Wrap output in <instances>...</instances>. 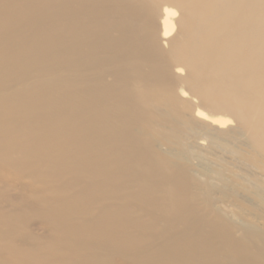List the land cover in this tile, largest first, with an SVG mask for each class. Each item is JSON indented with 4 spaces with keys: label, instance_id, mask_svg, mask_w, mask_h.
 <instances>
[{
    "label": "bare ground",
    "instance_id": "6f19581e",
    "mask_svg": "<svg viewBox=\"0 0 264 264\" xmlns=\"http://www.w3.org/2000/svg\"><path fill=\"white\" fill-rule=\"evenodd\" d=\"M0 264H264V0H0Z\"/></svg>",
    "mask_w": 264,
    "mask_h": 264
}]
</instances>
